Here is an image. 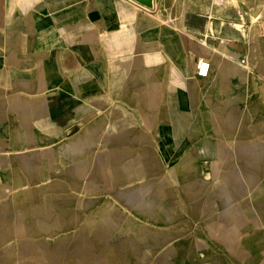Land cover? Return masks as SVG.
<instances>
[{
	"label": "crops",
	"instance_id": "0c3cea01",
	"mask_svg": "<svg viewBox=\"0 0 264 264\" xmlns=\"http://www.w3.org/2000/svg\"><path fill=\"white\" fill-rule=\"evenodd\" d=\"M162 7L0 0V176L93 122L154 129L164 161L264 136V0H188L179 23Z\"/></svg>",
	"mask_w": 264,
	"mask_h": 264
},
{
	"label": "rangeland",
	"instance_id": "374dc122",
	"mask_svg": "<svg viewBox=\"0 0 264 264\" xmlns=\"http://www.w3.org/2000/svg\"><path fill=\"white\" fill-rule=\"evenodd\" d=\"M187 2L163 0L161 18L179 23ZM154 132L93 122L13 160L0 264H264V136L164 161Z\"/></svg>",
	"mask_w": 264,
	"mask_h": 264
},
{
	"label": "built area",
	"instance_id": "2783aa9c",
	"mask_svg": "<svg viewBox=\"0 0 264 264\" xmlns=\"http://www.w3.org/2000/svg\"><path fill=\"white\" fill-rule=\"evenodd\" d=\"M212 62L209 58L199 57L195 63L196 73L200 77H207L210 74Z\"/></svg>",
	"mask_w": 264,
	"mask_h": 264
},
{
	"label": "water",
	"instance_id": "95a60500",
	"mask_svg": "<svg viewBox=\"0 0 264 264\" xmlns=\"http://www.w3.org/2000/svg\"><path fill=\"white\" fill-rule=\"evenodd\" d=\"M136 3L140 4L141 6L152 9L154 7V0H133Z\"/></svg>",
	"mask_w": 264,
	"mask_h": 264
}]
</instances>
